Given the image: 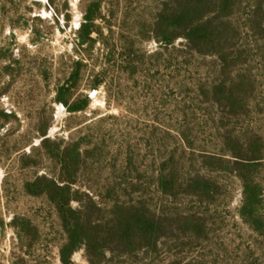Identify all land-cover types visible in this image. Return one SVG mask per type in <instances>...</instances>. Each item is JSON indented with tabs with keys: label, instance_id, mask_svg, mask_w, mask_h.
I'll return each mask as SVG.
<instances>
[{
	"label": "rangeland",
	"instance_id": "1",
	"mask_svg": "<svg viewBox=\"0 0 264 264\" xmlns=\"http://www.w3.org/2000/svg\"><path fill=\"white\" fill-rule=\"evenodd\" d=\"M257 2L238 0L228 17L238 32L231 60L242 58L226 65L182 38L156 37L168 0H0V264H64L56 208L26 185L69 175L75 209L89 199L107 210L141 204L173 228L175 218L198 226L168 230L159 251L132 264H264V50L249 28ZM90 8L88 40L80 28ZM64 156L77 163L70 171ZM246 191L256 194L247 219ZM70 264L91 263L80 248Z\"/></svg>",
	"mask_w": 264,
	"mask_h": 264
},
{
	"label": "trees",
	"instance_id": "2",
	"mask_svg": "<svg viewBox=\"0 0 264 264\" xmlns=\"http://www.w3.org/2000/svg\"><path fill=\"white\" fill-rule=\"evenodd\" d=\"M99 4L97 2L92 6L98 9ZM237 5L238 0H168V4L153 24L156 37L165 44H174L177 39L182 38L186 46L195 52L215 54L224 64L231 65L235 59L242 58V53L234 60H231L230 55L231 49L235 47L238 32L228 17ZM256 5V11L249 20V28L257 30L264 50L262 3L258 0ZM96 9L87 10L85 22L80 28L81 34L88 40L94 32ZM242 81L244 82L243 79ZM243 82L231 85L232 95L227 97L228 101H232L231 96H234L235 90L243 88ZM58 100H61V92L58 94ZM234 101L235 99L232 104H235ZM66 150L62 152V156ZM60 161L62 169L67 171L77 164L68 160L67 156ZM61 181L59 184L42 177L28 183L26 187L32 194L44 192L56 208L66 235L60 248V258L64 264H70L73 254L80 248L85 250L91 264H132L131 259L140 251L150 254L159 251L161 239L168 230L176 228L181 232L180 227L187 230L198 228L193 220L187 219L184 223L181 221L183 218H175L177 226L173 228L174 225L169 223L166 217L154 214L141 204L128 206L117 203L107 210L99 207L93 199H89L91 206L75 209L72 207V201L76 200V195L70 185L75 183L76 178L69 175L64 176ZM161 181L163 185V179ZM255 195L246 191V208L244 206L242 214L246 219L247 216L253 217V211L248 207ZM91 209L99 212L107 210L105 218L95 220Z\"/></svg>",
	"mask_w": 264,
	"mask_h": 264
}]
</instances>
